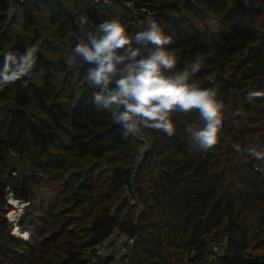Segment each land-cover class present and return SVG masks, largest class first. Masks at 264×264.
<instances>
[{"label": "trees", "instance_id": "obj_1", "mask_svg": "<svg viewBox=\"0 0 264 264\" xmlns=\"http://www.w3.org/2000/svg\"><path fill=\"white\" fill-rule=\"evenodd\" d=\"M75 1L84 7L83 18L63 0H24L16 2L19 14L11 19V0H0V65L7 51L39 49L34 78L0 90V209L9 206L7 188L30 202L19 221L30 232L27 242L17 240L7 218H0V264H88L94 247L115 231L136 237L129 264H264V252L252 253L264 251V172L255 169L264 171V161L249 155L264 147V24L250 27L264 0H236L232 11L226 10L229 0ZM146 5L150 18L140 12ZM44 8L68 35L67 56L83 31L106 20H120L131 33L150 20L163 26L178 67L199 57L197 79L220 90L225 113L218 143L200 150L184 133L188 124L202 126L198 111L176 113L171 137L141 130L151 146L138 163L132 136L91 102L90 66H80L73 77L67 56L55 62L26 35L38 26L37 13ZM7 36L8 49L1 43ZM60 69L66 72L58 88ZM249 91L262 95L249 102ZM238 143L241 154L234 149ZM13 153L32 168H15ZM116 160L120 163L103 179L101 166ZM72 224L80 226L78 233L68 228ZM214 245L222 255L213 252Z\"/></svg>", "mask_w": 264, "mask_h": 264}, {"label": "clouds", "instance_id": "obj_2", "mask_svg": "<svg viewBox=\"0 0 264 264\" xmlns=\"http://www.w3.org/2000/svg\"><path fill=\"white\" fill-rule=\"evenodd\" d=\"M79 24L83 29L85 21ZM171 43V35L154 20L131 33L120 20L111 19L83 31L65 63L70 69L90 66L86 80L95 89L92 104L98 111L110 112L113 122L128 134L156 129L171 137L177 130L176 113L198 111L202 126L188 124L184 133L207 151L220 139L225 103L218 88L205 87L197 79L202 68L199 57L180 68ZM38 52L29 46L22 53H4L0 90L32 73ZM261 95L249 91L245 99L253 102ZM249 155L264 161V147L251 149Z\"/></svg>", "mask_w": 264, "mask_h": 264}, {"label": "rangeland", "instance_id": "obj_3", "mask_svg": "<svg viewBox=\"0 0 264 264\" xmlns=\"http://www.w3.org/2000/svg\"><path fill=\"white\" fill-rule=\"evenodd\" d=\"M24 0H11L10 2V6H11V19L15 16L16 14V11H18V14H19V9L17 7V4L16 2H22ZM65 2V4H67L68 6H70L77 14L78 18H83L84 17V7L81 3L79 2H76L75 0H63ZM139 1H143V0H139ZM154 2V4H160V1L159 0H152ZM145 4L146 1H144ZM261 3H258V11H257V15L255 17V21H252L250 23V27H261V25L264 24V9L260 8V6H264V5H260ZM129 6H133L132 3L129 4ZM144 6V5H143ZM146 6H149L148 8H142L140 12L142 13H147L148 14V17H152V11L150 9V5H146ZM236 6H237V2L236 0H229L228 2V6L226 7V10H234L236 9ZM133 10L135 11V13H137V11L135 10V7H133ZM138 16V15H136ZM37 18H38V26L35 27L31 32H28L26 33V35L29 37L30 40H32L33 42H36V45L38 47H41L42 50L44 51V53L49 57L51 58L52 60H54L55 62H57L61 57L62 58H65L67 56V51H66V48L67 46L69 45L70 41H69V38H68V35L66 36L63 32H61L58 28L57 25L51 23L50 21V11L48 9H43L42 12H39L37 13ZM10 21V18L7 19V22ZM17 30H20L19 27H15ZM87 30V29H86ZM38 33V34H37ZM9 38L8 36L7 37H3L1 39V43L5 46L6 49L9 48L10 44L12 42H5L7 41ZM38 38V39H37ZM36 40V41H35ZM47 42H50L52 43V47H50V45L47 43ZM46 44V45H45ZM249 45L251 43H248ZM45 47V48H44ZM45 49V50H44ZM82 66V65H81ZM79 68L77 69H73L74 72H73V77H77L78 76V73H79ZM60 72V77H59V87H61L63 84H64V74L66 71H63L62 69L59 70ZM29 76L33 77V75H30ZM78 81V80H77ZM78 85V84H77ZM65 94H67L66 90L64 91ZM68 95V94H67ZM11 96H12V93H11ZM33 108H36V106H33L32 107V110ZM238 126V125H237ZM240 128V127H239ZM130 136L131 137V144L133 147L137 148L138 150H144L145 149V146L143 144V142L141 140H139L138 138V133L136 134H131ZM252 137L251 134H248L246 136L247 140L249 141L250 138ZM250 144V142H248ZM151 146V144H150ZM150 148V147H149ZM234 149L236 151H238L240 154L242 152V149H241V146L240 144H235L234 145ZM125 154L127 155H130V152L129 151H126ZM13 164L15 166V168H18L19 170L23 171V170H27V169H31L32 167L30 166V164L20 158L19 155L13 153ZM123 154H120V155H116V158H121ZM133 159V158H132ZM131 159V160H132ZM136 160V159H135ZM133 162H134V159H133ZM136 162V161H135ZM120 163V160H116V162H107L105 165L101 166V171H102V178L104 179H108L109 175L111 174V169L113 167H115L116 165H118ZM138 165V163L136 162V164L134 163V166ZM14 176H17V173H13ZM46 192V194H49L50 193V190L48 189L47 191H44ZM125 196H126V200L127 202H129V205L131 206H135L136 210L139 211L141 209V206L138 204L137 201L133 200L132 199V196H129V194H126L125 193ZM16 205H9L7 206V208L5 209H0V218L1 219H5L7 218L9 224L7 225V228L11 230V234L13 236H15V238L17 240H24V241H28L30 240L29 238V234L30 232L28 231H24V230H19V229H16L17 227V223H15L12 218H14V216L17 214L16 212L18 211L19 208H16L15 207ZM64 207V206H63ZM28 208V207H27ZM25 208L23 210L24 213H22V216L26 213V209ZM28 211V210H27ZM4 215L6 217H4ZM21 216V217H22ZM67 216H70V218L72 217V215H64L63 217L64 218H68ZM0 219V220H1ZM68 228L70 229H74L76 230V232L78 233L79 230H80V226H78L77 224H72L70 225ZM15 230H17L16 232H14ZM52 232V230L50 231ZM25 233H26V236L27 238L26 239H23L25 236ZM61 239H67L66 236H62ZM23 241V242H24ZM69 241V240H67ZM99 245H105V244H99ZM97 245V246H99ZM262 252L264 251H258V250H255L254 254H261ZM98 261L101 260L99 258H96ZM113 264H122V258L117 255L116 258H115V261L113 262Z\"/></svg>", "mask_w": 264, "mask_h": 264}, {"label": "built area", "instance_id": "obj_4", "mask_svg": "<svg viewBox=\"0 0 264 264\" xmlns=\"http://www.w3.org/2000/svg\"><path fill=\"white\" fill-rule=\"evenodd\" d=\"M127 135L130 136L131 134L127 133ZM138 138L139 140L143 142L145 146V149L141 150L138 156L136 157V160L139 163L143 161L144 153L148 151L151 142L149 141V138L146 136V134L142 131L138 132ZM255 169L259 172H264L263 168L261 167L259 168L256 166ZM135 175L136 174H133L132 178H134ZM6 192H7L6 198H7L8 204L16 205L15 207L19 208L18 211L16 212L17 214L14 216V218H12V220L18 224L16 229L21 230L19 226V221L21 219L22 213H24L23 210L30 205V202L21 201L18 198H16L13 191H11L10 188H7ZM16 231L17 230H15L14 232ZM25 236H26V233H25ZM26 238L27 236L24 237L23 239H26ZM29 238H30V234H29ZM135 242H136L135 236H129V235L118 233L114 236L113 242L111 244L102 245V246L99 245V246L94 247L93 255L91 256V258H89L88 264H98L100 260L98 261L96 258H99L101 260H106L110 258L111 256L116 257L117 255H119L122 258V264H129L130 257L132 254V248ZM213 252L217 254V256L223 254V250L219 245L213 246ZM113 262H111V264H113Z\"/></svg>", "mask_w": 264, "mask_h": 264}, {"label": "crops", "instance_id": "obj_5", "mask_svg": "<svg viewBox=\"0 0 264 264\" xmlns=\"http://www.w3.org/2000/svg\"><path fill=\"white\" fill-rule=\"evenodd\" d=\"M118 233H119L118 231H115V232L112 234L111 238H109V240L104 241V242H102L101 244H106V243H108V242H111V241L114 239V236H115L116 234H118Z\"/></svg>", "mask_w": 264, "mask_h": 264}]
</instances>
